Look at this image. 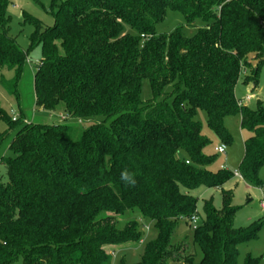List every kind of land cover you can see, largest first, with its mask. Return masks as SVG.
<instances>
[{"label":"trees","instance_id":"trees-1","mask_svg":"<svg viewBox=\"0 0 264 264\" xmlns=\"http://www.w3.org/2000/svg\"><path fill=\"white\" fill-rule=\"evenodd\" d=\"M55 23L35 22L28 50L11 35L9 0H0V75L17 93L23 64L41 48L34 76L36 105L64 107L70 125L26 124L1 160L0 264H131L125 254L153 238L133 264H238L239 247L256 241L264 218L234 228L239 207L222 192V208L204 201V219L177 244L181 224L199 216L200 188L220 189L234 172L208 169L216 157L196 120L227 148L225 118L240 114L248 136L238 167L249 186L264 188V105L239 106L245 84L259 85L264 63V0H53ZM169 11L184 23L159 33ZM33 21V20H32ZM191 29L192 34H188ZM148 86L149 96L144 98ZM0 120L20 122L0 108ZM2 137L0 136V142ZM134 174L136 184L121 180ZM200 252V258H198ZM244 264H263L249 254Z\"/></svg>","mask_w":264,"mask_h":264},{"label":"rangeland","instance_id":"rangeland-1","mask_svg":"<svg viewBox=\"0 0 264 264\" xmlns=\"http://www.w3.org/2000/svg\"><path fill=\"white\" fill-rule=\"evenodd\" d=\"M55 8L53 0H9L7 14L10 17L11 35L14 37L23 51H27L30 46V40L35 32V22L43 27H52L55 23ZM33 20V21H32ZM184 23V17L180 13L169 11L166 20L157 27L159 33H170L178 25ZM192 30L188 29L187 33L192 34ZM41 48H37L29 55L23 64L20 77L17 83V93L9 94L2 85V79L10 82L14 78V72H3L0 75V108L6 113L12 121L20 119V122L13 127L9 126L5 121L0 120V179L6 183V169L1 164V160L9 155V147L19 130L24 128L26 124H42V125H70L78 130H83L89 126V123L79 122L77 120H65L64 107L61 105L55 112L46 111L36 105L34 94V76L36 68L41 60ZM249 63L253 69L257 67V59L255 54H250ZM253 69L243 70L240 80L237 84L235 95L238 101L243 102V106L248 109L255 110L258 102L264 105V63L260 66L257 89L253 90L252 83L245 84L247 77L253 75ZM144 98L149 96L148 86L144 88ZM250 99L247 100V97ZM196 120L201 125L202 135L210 141V146L206 149V154L215 156L216 159L208 169L212 172L219 170H229L235 172L244 156V142L247 134L241 129L240 114L231 115L225 118L224 124L228 130L232 143L227 146L226 154H219L216 148L221 146L222 142L218 136L210 129L207 122V114L203 110H198ZM264 178V174H263ZM230 191L233 194V205L239 207V211L234 220V228H247L254 222L264 218L260 204L262 200L261 188L249 186L244 181L233 178L226 183L222 190L200 188L193 192L198 199L197 212L199 220L204 219V201L213 199L215 208H222V192ZM145 228V238L142 243L136 247H132L125 254L128 261L133 264L140 260L145 245L153 238L151 227ZM191 228L180 225L179 239L177 244L184 239V234L190 232ZM198 258H200V252ZM251 254L256 258H261L264 264V224L256 241L243 244L239 247L238 264H244L246 257ZM121 254H118L114 260V264H118ZM20 264V263H17Z\"/></svg>","mask_w":264,"mask_h":264},{"label":"built area","instance_id":"built-area-1","mask_svg":"<svg viewBox=\"0 0 264 264\" xmlns=\"http://www.w3.org/2000/svg\"><path fill=\"white\" fill-rule=\"evenodd\" d=\"M249 99H250V96L247 97V100H249ZM238 104H239L240 107L243 106V102L242 101H238ZM216 152L219 153V154H223L224 155V154H226V148L223 147V146H219V147L216 148ZM233 175H234V178H237V179L243 181V178H242L241 174L238 171H235ZM261 190H262V200H261L260 207H261L262 211L264 212V188L261 189ZM200 222L201 221L199 220V217L197 215L193 216L191 218V220H190L191 229L193 231L196 230V228L198 227ZM147 231H149V228H147ZM117 255L118 254H115V253L112 255L114 260L117 257Z\"/></svg>","mask_w":264,"mask_h":264},{"label":"clouds","instance_id":"clouds-1","mask_svg":"<svg viewBox=\"0 0 264 264\" xmlns=\"http://www.w3.org/2000/svg\"><path fill=\"white\" fill-rule=\"evenodd\" d=\"M121 180L126 184L134 186L136 184V180L134 178V174L130 173L128 170H124L121 172Z\"/></svg>","mask_w":264,"mask_h":264},{"label":"crops","instance_id":"crops-1","mask_svg":"<svg viewBox=\"0 0 264 264\" xmlns=\"http://www.w3.org/2000/svg\"><path fill=\"white\" fill-rule=\"evenodd\" d=\"M216 150V149H215Z\"/></svg>","mask_w":264,"mask_h":264}]
</instances>
